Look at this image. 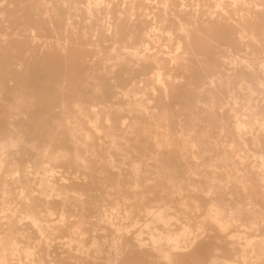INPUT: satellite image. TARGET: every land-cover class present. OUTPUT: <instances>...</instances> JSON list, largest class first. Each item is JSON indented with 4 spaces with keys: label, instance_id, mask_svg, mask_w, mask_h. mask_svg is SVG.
<instances>
[{
    "label": "bare ground",
    "instance_id": "6f19581e",
    "mask_svg": "<svg viewBox=\"0 0 264 264\" xmlns=\"http://www.w3.org/2000/svg\"><path fill=\"white\" fill-rule=\"evenodd\" d=\"M219 3L0 0V145L20 138L25 150L0 170V237L20 253L0 249V260L29 264L39 246L31 259L43 264H104L103 241L116 238L118 264H146L156 253L142 245L158 242L179 206L192 203L215 217L219 233L197 250L200 259L264 264L258 242L244 247L264 237V12ZM161 63L178 81L169 91L168 144L146 131L130 99H117L129 89L138 95L133 85ZM9 128L14 135L2 137ZM46 148L54 163L41 159ZM65 151L86 157L88 169L61 161ZM45 172L54 187L42 186ZM75 192L86 194L83 208ZM104 210L126 216L127 227L100 223ZM73 239L85 249L95 240L102 251L81 255L61 243Z\"/></svg>",
    "mask_w": 264,
    "mask_h": 264
},
{
    "label": "clouds",
    "instance_id": "9594fccd",
    "mask_svg": "<svg viewBox=\"0 0 264 264\" xmlns=\"http://www.w3.org/2000/svg\"><path fill=\"white\" fill-rule=\"evenodd\" d=\"M223 4L224 0H220V3L217 4V8H222ZM241 5L245 8H253L257 11L264 12V0H254L252 3H247L246 0H229L230 7L236 8ZM181 31H183V29H181ZM110 32L111 29H109V33ZM166 73H168V67L163 63L158 64L157 70L153 72L150 77L139 85H133L134 88H137L139 92L138 95L134 94L132 89L125 92H119V90H117L119 92L117 99L123 97L126 100H131L129 107H134L138 110L137 114L143 117L147 125L146 131H154L161 144L169 143L167 128L169 123V91L173 84L178 83V81L172 79L170 74ZM165 84H168L167 88L164 87ZM158 86L160 89H163V91H158ZM98 92L99 89H95L93 95ZM93 103H95V101H93ZM154 103L157 105L156 107H153ZM89 107H91V105H89ZM97 107H100V105H97ZM92 111H96V109L93 108ZM125 123H127V121H125ZM23 143L22 139L16 138L10 142H6L5 145H0V170H3L7 164L9 153L15 152ZM40 156L42 160H47L50 163L55 162L54 157L50 155V148L44 149L40 153ZM60 159L61 161H70L84 171L89 167L87 158L82 157L78 153L65 151L61 154ZM47 168L48 164H44L43 168L36 172V175L40 176V172ZM27 174H32L31 166ZM41 179L42 186L44 182H47L49 186H53L50 173L45 172V175ZM72 196L74 197L75 205L83 208L86 201V194L75 192ZM47 198L52 199V196L49 195ZM57 198H60L59 194H57ZM39 215L42 222L41 227L48 232L51 242L55 243V234L50 229L47 216L44 213H40ZM48 215H50V213ZM126 219V216H121L119 214L113 219L111 214L104 210V216L103 219L100 220V223L107 222L118 224L120 229L123 230L127 227L125 224ZM221 219H223V217H221ZM227 219L230 220L232 224L237 223V221L231 220L230 216ZM213 221H215V217L206 215L203 207L192 203L181 204L176 211L175 222H170L166 225L165 234L162 237H158V242L153 243L149 240L147 245H142V247H147L149 252L156 253L154 257L146 261V264H207V261L200 259L196 253L208 238L214 237V235L219 236V233H216ZM216 222L218 223L219 221ZM56 223H60V221H56ZM260 226L264 227V218L260 220ZM80 227H86V225L82 222L78 228L74 230V235H80ZM253 228H255V225H253ZM120 238L122 239L123 237L121 236ZM111 239V243H109V240L103 241V245L108 247L107 255L110 257L104 264H118L117 259L113 258V254L118 257L121 252V246L118 239ZM224 242L223 239H217L218 244ZM257 242L264 248V237H260L258 241L255 239L247 241L244 247H250ZM61 243L70 251L72 250V244L78 245L76 252L81 255H87L89 252H93V250L96 251V254L102 251L101 246L95 240H93L91 246L86 249L79 239H73L68 243L61 241ZM0 249H3L5 256L10 254L15 257L20 254L17 250L18 246L15 244V241L10 236H7V234L4 237H0ZM38 251L39 246L33 249V252ZM216 251H219V249ZM33 252L27 253L29 264H43V262L38 259H31ZM0 264H16V262H10L4 259L0 260ZM213 264H215V262H213ZM224 264H239V262L238 260H232L225 261Z\"/></svg>",
    "mask_w": 264,
    "mask_h": 264
},
{
    "label": "rangeland",
    "instance_id": "374dc122",
    "mask_svg": "<svg viewBox=\"0 0 264 264\" xmlns=\"http://www.w3.org/2000/svg\"><path fill=\"white\" fill-rule=\"evenodd\" d=\"M104 119V117L103 116H101V118L99 119V121H102ZM10 120L14 123V122H19V121H21V120H18V118H10ZM38 124V123H37ZM10 129V128H9ZM8 129V133H6V135H3L2 137H4L5 136V138H9V136H11V135H14L13 134V129H10L9 130ZM105 129H104V127L101 125V128L99 129V133H98V136H100V137H104V135H105ZM1 137V138H2ZM31 137H36V136H31ZM38 140H40V138H37ZM39 142V141H38ZM17 152H20V153H24L25 152V150H24V148H23V146L21 145L15 152H10L9 153V159L8 160H10V159H12V158H14L15 156H16V153ZM115 158H116V162H118L119 161V159L121 158V156H120V154H118V153H116L115 154ZM54 169H55V171H63V169L59 166V165H54ZM125 168L126 169H130L131 167L129 166V165H126L125 166ZM130 172V171H129ZM130 181H132L131 179H130ZM102 184H103V182H101Z\"/></svg>",
    "mask_w": 264,
    "mask_h": 264
}]
</instances>
